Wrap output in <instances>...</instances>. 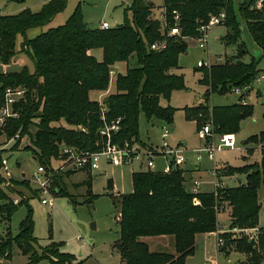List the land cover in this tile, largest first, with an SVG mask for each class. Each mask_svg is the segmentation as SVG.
Masks as SVG:
<instances>
[{
  "label": "trees",
  "instance_id": "obj_1",
  "mask_svg": "<svg viewBox=\"0 0 264 264\" xmlns=\"http://www.w3.org/2000/svg\"><path fill=\"white\" fill-rule=\"evenodd\" d=\"M67 0H50L40 12L24 10L13 16H0V58L7 64L16 54L17 37L25 36L34 28L49 24L67 8ZM258 0H243L239 5L241 18L262 50L264 56V3L257 8ZM234 0H164L167 29L153 18V6L146 0H132L123 25L115 28L91 29L84 21L78 6L65 24L51 28L37 37L22 42V51L28 53L34 71L24 68L21 72L0 73V108L4 104L5 91L9 87H26L28 92L15 110L19 118L10 119L4 134L8 140L17 135L28 137L34 159L42 165H50L59 158L60 146L65 144L80 150L96 151L100 129L121 119L120 130L114 142L120 145L132 138L140 140L139 117L143 113L148 121L153 119L172 126L175 110L163 106L175 91L186 89L185 78L173 73L179 69V58L187 53L188 46L182 38H199L200 28L207 25L213 16L226 14L223 25L227 28L224 41L228 45L241 44V50L233 61L202 68L199 83L207 87L204 104L186 108L190 120L197 124V131L212 123L215 135L233 134L241 131L242 123L253 116L254 107L242 104L249 89L260 75L257 62L252 58L244 62L248 54L241 41V29L234 9ZM176 12V14L174 13ZM178 15V20H176ZM179 28L180 36H168V30ZM166 41V48L154 51L152 44ZM101 49L102 61L93 51ZM136 58V66L128 67L116 78V90L103 103L92 100V92H108L113 68ZM235 90L243 93L233 105L210 107L213 94L226 95ZM252 90V89H251ZM103 109L105 111L103 112ZM201 115V116H200ZM64 121L70 128L53 126ZM81 126L85 131L77 130ZM36 128L34 134L31 129ZM16 147L21 140H15ZM249 153L259 146L261 162L242 168L228 167L221 170L218 178L246 175L247 182L238 187H223L216 192L195 195L185 188V171L176 166L170 173L140 171L133 173V191L130 194H108L120 210V239L114 249L124 264H186L195 254L196 237L219 231V210L229 209L231 229H255L259 227L261 204L259 190L264 186V131L252 136L245 143ZM1 162V159H0ZM74 172L58 174L53 189L64 192V179ZM14 183H18L14 181ZM83 185L87 187V202L98 196L92 192V174ZM13 193L15 189L11 188ZM33 196L35 194L33 193ZM198 199L199 204L194 203ZM27 205V214L20 223L17 236L13 237L9 223L19 207ZM0 223L7 224V240L0 242V254L10 251L14 245L25 255L31 256L30 263L50 259L52 264H74L75 257L60 253V245L52 243L41 248L37 255L32 244L34 237L33 210L27 201L14 205L0 183ZM258 245L246 238L236 242V248L247 256L243 264H264V228H260ZM232 234V233H231ZM226 237L227 248L234 241ZM171 237L175 253L151 252L143 238ZM226 251V249H225ZM78 264V263H77Z\"/></svg>",
  "mask_w": 264,
  "mask_h": 264
},
{
  "label": "rangeland",
  "instance_id": "obj_2",
  "mask_svg": "<svg viewBox=\"0 0 264 264\" xmlns=\"http://www.w3.org/2000/svg\"><path fill=\"white\" fill-rule=\"evenodd\" d=\"M48 1V0H47ZM67 8L60 13L49 24L41 28L29 30L25 36L17 37L16 54L5 64L0 58V73L10 74L21 72L24 68L34 71V64L28 53L23 52L22 42L37 37L51 28L61 26L66 23L78 6L81 7L83 18L91 29H101L102 23H108L110 28H115L125 23L131 14L125 11L131 7L132 0H67ZM243 0H234V9L237 15L241 29V41L244 43L248 54L244 57V62H250L253 58L261 71L258 79L249 89V94L242 100V104H250L254 107L252 117L246 119L241 126V131L236 135L237 149H224L216 153L215 162L211 161L205 154H202L201 161H197V149L205 145V141L198 136L197 124L190 120L185 111L186 108L197 107L204 104V95L207 89L201 85L199 80L203 77L202 68H198L199 62L210 60L212 65L224 64L227 61H233L235 56L241 50V44L228 45L224 41L227 34V28L221 24L211 27L207 31L209 37L208 47L201 49L199 47V38H182L188 46L187 53L179 58V69L172 70L176 74H184L186 89L175 91L172 94L169 106L175 110L173 125L153 119L148 121L143 113L139 117V137L144 144L154 147L162 144V128L169 127L170 135L168 142L174 149H182L186 161L179 167L185 171V188L190 191L192 187L191 173L195 179L202 182L201 192L206 193L214 191V169L217 168V175L222 169L233 167L242 168L261 162V149L259 146L254 153H249L245 142L252 136L259 135L264 131V56L262 50L254 42L246 22L241 18L239 5ZM153 6V18L162 23V13L164 0H146ZM44 0H0V16H13L20 14L24 10L40 12ZM219 16V15H218ZM216 16V17H218ZM201 36V35H200ZM93 55L102 61L103 53L101 49H96ZM136 66V58L129 62L120 63L113 68L115 72L111 76V82L108 92H92V100L103 101L116 90V78L118 74H124L128 67ZM263 77L261 80L260 78ZM260 81L258 82L257 80ZM252 89V90H251ZM243 93V92H242ZM242 93L232 91L229 94H213L210 98V107L233 105L239 101ZM163 100L162 104L167 105ZM201 116V115H200ZM7 123L0 129V159H8L12 169L19 176L26 174L27 179L21 181L14 179L18 183L10 182V187L14 188L17 196L22 202L27 201L33 210V220L35 223L34 237L38 239V244H32L34 252L41 254V248L48 247L52 243L60 245V253H67L75 257L74 264H124L119 253L114 249L115 243L120 239V206L115 205L112 198L108 195L130 194L133 191V173L127 166L112 167L103 164L102 172H96L92 175V192L98 196L94 201L87 202V187L83 185L84 175L75 173L70 178L64 179V192L54 196L51 205H43L41 198L36 195L28 179L37 171L39 162L34 159L31 150H24L26 146L32 145L28 137L20 138L21 143L16 147L14 140H8L4 131ZM53 126L70 128L64 121L54 123ZM36 128L31 129L34 134ZM217 141V139H216ZM160 159L156 160L158 167ZM143 169H145L143 167ZM158 169H163L159 168ZM141 169L135 165V172ZM157 170V169H156ZM107 171V173H104ZM194 171V172H192ZM246 175H234L233 177L222 178L220 181L224 187H238L247 182ZM214 182V183H213ZM0 183L1 187L9 185L5 181L1 171L0 162ZM32 188V189H31ZM223 188V187H221ZM11 189V188H10ZM33 193L35 196H33ZM8 194V193H7ZM259 202L261 212L259 217V227L249 230L248 234L227 232L231 230L229 223V209L221 210L218 214L220 223V236L223 234L231 235V241L234 239L246 238V241H253V245H258V238L261 233L260 228H264V186L259 190ZM27 214V205L18 208L13 214L9 223L12 236H17L20 223ZM2 224V223H1ZM0 224V242L7 240L9 230H6L7 224ZM95 227V229L93 228ZM241 230V229H240ZM243 230V229H242ZM218 231V232H219ZM226 235V236H227ZM223 237V236H221ZM226 241V237H223ZM150 248L151 252L175 253L173 238L157 237L142 239ZM242 240H237L239 242ZM235 241L230 247H226L223 254H220L218 237L216 234H203L196 237L195 254L189 257L186 264H209L213 261L220 263L230 260L231 264H243L247 256L241 254L236 248ZM227 244V242H226ZM7 260L0 264H52L50 259H43L36 263H30L31 256L25 255L17 245H14L10 251ZM0 254L1 257L4 254Z\"/></svg>",
  "mask_w": 264,
  "mask_h": 264
},
{
  "label": "built area",
  "instance_id": "obj_3",
  "mask_svg": "<svg viewBox=\"0 0 264 264\" xmlns=\"http://www.w3.org/2000/svg\"><path fill=\"white\" fill-rule=\"evenodd\" d=\"M263 3L264 0H258L256 7L258 9L261 8ZM162 13H164L161 17L162 26L165 30L168 26L165 16V9H163ZM174 13L176 14V12ZM178 18V15H176V20H178ZM225 20L226 14L222 13L218 17L213 16L207 25H204L200 28L201 36L198 42L199 47L201 49H206L208 47L209 37L207 35V31L213 26L223 24ZM109 28L110 25L108 23L101 24V29L107 30ZM177 35L180 36L179 28L176 27L171 30H168L169 37ZM165 48L166 41L156 42L151 46V49L154 51H159ZM212 66L213 65L212 63H210V60L198 63L199 68H210ZM113 74L114 72L111 73V76ZM27 92V88L21 86L9 87L6 89L4 104L0 108V129L4 127L10 119L19 118V111L15 110V108L22 100L25 99ZM235 92L239 94L242 93L241 90H235ZM104 111L105 109H103V112ZM120 122L121 119H118L110 125L106 124L103 128L100 129V139L97 142V146L99 147L98 150H80L78 148L63 144L60 146L59 158L53 159L50 165L45 166L39 164L37 171L32 175L31 179L28 180L32 185V188L35 191L36 195L41 198V203L43 205H51V203L54 201V196H56V192L53 189V181L58 174L77 171H84L93 174L96 172H102L103 164L112 167L127 166L130 168V171L132 173H135V165H137L141 169L140 171H156V160L159 158H163L166 161V165L162 172L170 173L173 168H175L176 166H180L186 161L182 149H174L170 146L168 142V137L170 135V130L168 126L162 128L161 146L154 147L153 145L144 144L135 137L132 138L130 141H126L124 144L120 145L114 142V135L120 130ZM75 129L85 131V129L81 126H78ZM198 136L200 139L205 141V145L202 148L196 150V152L198 153L197 159L199 161L202 159V154H205L211 161L215 162L216 153L224 149H237L236 135H215L213 133V126L211 122L204 125L198 131ZM16 139H20L19 135H17L12 140L15 141ZM143 167L145 169H143ZM1 171L5 181L9 183V185L5 186V189L3 188L8 193L9 200L14 205H20L22 203V197L19 198L16 195L13 196V194L16 193H13V191L10 190V188H12L10 187V182H12L14 179H17L19 181L25 178L27 179L26 174H21V176L18 177V175L12 169L8 159L5 158L1 159ZM104 173H107V171H104ZM213 174L217 178L216 169H214ZM214 182L213 183L215 192L219 188L224 187L220 180L215 179ZM201 185V181L195 180L193 182V187L190 189V192L195 195L199 194L201 191ZM194 203L196 205L199 204L198 199H194ZM221 210L222 209H220L219 212ZM227 232L246 235L248 234L249 230H240L234 228ZM220 233L222 232L219 231L215 234L218 237L220 254H223L225 253L223 251L226 249L227 244L225 239L220 236ZM8 256V253L4 254V256L1 257L0 263H4L7 260ZM209 264H231V262L230 260H226L223 263L213 261Z\"/></svg>",
  "mask_w": 264,
  "mask_h": 264
},
{
  "label": "crops",
  "instance_id": "obj_4",
  "mask_svg": "<svg viewBox=\"0 0 264 264\" xmlns=\"http://www.w3.org/2000/svg\"><path fill=\"white\" fill-rule=\"evenodd\" d=\"M50 0H44V4L45 3H47V2H49ZM43 4V5H44ZM164 9V8H163ZM163 9H162V11H163ZM57 17V16H56ZM55 19V18H54ZM88 25V24H87ZM244 59V58H243ZM199 68V67H198ZM115 73V72H114ZM179 75H181V74H179ZM184 75V74H183ZM185 78V77H184ZM258 79V78H257ZM261 80L263 79V77H261L260 78ZM260 79L259 80H257L258 82L260 81ZM200 81V80H199ZM207 90V89H206ZM177 92V91H176ZM206 92V91H205ZM175 93V92H174ZM172 98V97H171ZM240 98V97H239ZM170 101H171V99L169 100V101H167L168 103H167V105H163V106H168L169 105V103H170ZM162 135V134H161ZM144 143H146V142H144ZM160 159V164H158V167L159 168H163L164 169V167H165V165H166V161L163 159V158H159ZM197 161H199L198 159H197ZM201 161V160H200ZM158 167H157V165H156V171H160V172H162L163 171V169H158ZM216 170H218L217 168H215ZM192 172H194V171H192ZM75 173H78V174H82V175H84V182L86 181V179H87V177H88V172H84V171H77V172H74V174ZM193 174L194 173H191V175H190V179L192 180V187H193V182L195 181V180H199V179H195L194 178V176H193ZM93 176V175H92ZM217 179L219 180V178H218V175H217ZM222 180V179H221ZM200 181V180H199ZM223 184V183H222ZM224 186V185H223ZM191 187V188H192ZM226 187V186H225ZM200 190H201V186H200ZM201 192V191H200ZM210 192H212V190L210 191ZM203 193V192H202ZM215 233H213V235H214ZM162 238V237H161ZM163 238H165V237H163Z\"/></svg>",
  "mask_w": 264,
  "mask_h": 264
},
{
  "label": "water",
  "instance_id": "obj_5",
  "mask_svg": "<svg viewBox=\"0 0 264 264\" xmlns=\"http://www.w3.org/2000/svg\"><path fill=\"white\" fill-rule=\"evenodd\" d=\"M93 228L95 229V227L93 226Z\"/></svg>",
  "mask_w": 264,
  "mask_h": 264
}]
</instances>
